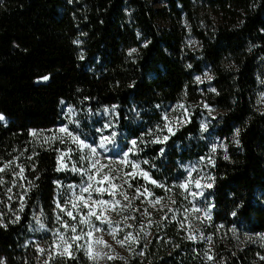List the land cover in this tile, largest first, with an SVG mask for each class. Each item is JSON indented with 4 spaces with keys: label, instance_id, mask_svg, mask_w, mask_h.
<instances>
[{
    "label": "trees",
    "instance_id": "16d2710c",
    "mask_svg": "<svg viewBox=\"0 0 264 264\" xmlns=\"http://www.w3.org/2000/svg\"><path fill=\"white\" fill-rule=\"evenodd\" d=\"M189 34L200 50L187 47ZM206 64L214 91L202 94L194 75ZM262 83L264 0H0V167L13 161L0 173V264H92L78 241L71 258L54 252L50 259L41 243L47 235L31 230L35 214L52 218L62 178L55 151L32 131L60 125L64 105L76 111L74 129L89 141L91 123L102 125L105 109L115 106L114 143L123 151L136 140L137 160L169 185L185 179L183 164L205 156L214 136L223 140L226 154L213 156L206 188L212 221L264 233V110L255 107ZM174 103L184 106L187 122L152 143ZM202 103L222 111L212 134L200 126ZM17 165L26 186L13 202L8 188ZM136 189L125 187L131 206L122 207L135 244L130 264H255L264 253L251 245L226 249L216 238L211 250L189 239L172 211L155 214ZM114 199L129 203L119 193ZM210 252L217 256L208 259Z\"/></svg>",
    "mask_w": 264,
    "mask_h": 264
},
{
    "label": "rangeland",
    "instance_id": "374dc122",
    "mask_svg": "<svg viewBox=\"0 0 264 264\" xmlns=\"http://www.w3.org/2000/svg\"><path fill=\"white\" fill-rule=\"evenodd\" d=\"M160 1V0H159ZM162 2L156 3V6H160ZM186 45L192 51L200 50L201 44L200 42L194 38L191 34H189L185 39ZM211 79H208V77ZM197 77H200V80H197ZM194 79L199 86V90L202 94H205L207 91H213V75L210 67L206 64L203 65L200 73H196L194 75ZM262 85H264L262 83ZM178 105L180 103H174L169 106L168 117L170 120H174L175 117H180L181 120H186L185 111L182 112L183 108H179ZM203 112H201L199 116L200 126L203 130H205L202 125H207L205 131L208 133H213L211 127L214 125V118H217L219 114H221V110L208 106L206 103H202ZM255 107L258 110H264V89L258 94L257 99L255 101ZM115 112L113 108H107L104 111V116L102 117V125H98L96 122L91 123L90 136L94 138L92 141L85 140L81 136V139L85 140L86 143L92 144L96 146L99 143V137L101 135H109L110 129H106L103 133L97 131V129L103 128L106 123L112 122L113 116ZM183 114V115H182ZM77 113L73 108L69 105L63 106L62 113V123L56 126L53 129L45 130V131H32L37 133V135L33 136L35 141L39 145L46 146L49 149H52L56 153L57 158V168L60 167L62 170V178L56 182L55 194L53 200V216L51 219L43 218L41 214H35V218L33 220V227L31 230H36L39 233L46 234V238L41 240L42 245L45 249L54 253L58 250H55L53 247V242L59 243L58 240V232L63 233L65 236H71L72 233L70 230L65 229L63 227V223L67 221L69 224L75 223L77 224V235L80 234L81 230L84 232L89 231V227L87 224H79L80 215L74 211V215L77 216V220L73 221L71 218L67 217L64 212H61L57 207V203L61 205L64 204L70 197H75L79 194L80 187L84 186V182L87 180V177L79 171H72V167L75 166L77 169L86 168L88 166V161H81V155H87V149L80 151L76 148V145L72 142V140L65 135L64 133H60L58 130L67 125L69 131L78 135L75 131V127L77 126ZM5 121V119L3 120ZM178 123L173 122L172 126L177 125ZM182 124V123H179ZM213 142H210L209 150L205 156L200 157L198 160H193L189 162H185L183 164V169L186 172V177L184 180L179 181L177 183H172L171 185L166 184L164 182H158L149 174L151 180H155L157 183L152 184L150 180L144 179L142 176H136L134 179L129 178V182L133 186V184H137L142 191L147 188L148 192L152 193L151 196L145 193L143 195V202L151 209L155 214H160L163 211L171 209L172 217L176 220V225L183 229L190 236H195L193 239L196 242L204 243L211 250H216V240L224 246L226 249L235 248V249H244L247 246H254V248L258 250H264V233L260 234H252L245 229H228L226 230L224 226L221 224H214L211 218V213L213 210L212 200L210 196L207 194L206 188L198 189L194 183H190L188 188H182L180 185L184 183L187 179H189V172H191V179L195 181L196 179H200V183L202 185H207L211 183V174H210V164L214 155H225L226 154V144L223 140L218 139L217 137H213ZM63 140V142H61ZM236 141V139H235ZM109 148L108 152H104L102 149L97 148V151L100 153L101 157H104L102 160L103 163L107 164L109 160L107 158H111L112 167L119 168L121 170V174L123 172H131L132 169L130 166H124L119 164V160L123 156V152L127 151L121 150L115 143L109 144L107 146ZM131 147V141H130ZM73 149L70 154V159L65 158L64 162L68 165L67 168H63L60 160L58 159L61 155V152H66L67 149ZM215 148V151H213ZM138 149V147H137ZM137 149L134 153L129 154V160L137 163L141 169L145 172L149 173L147 169L142 166V162L137 160ZM74 156H77L75 159ZM193 169H195L193 171ZM15 170V169H14ZM123 181L118 180L116 183H122ZM15 185V186H14ZM72 185L73 188H69L68 186ZM26 184L24 183V179L21 177H17L13 174V182H12V191L9 194L11 197V201L15 202L16 197L19 198V195L23 193L25 190ZM128 184H124L122 191L125 192V187ZM105 187H108L105 184ZM203 192V195H194V193ZM105 193L103 196H99L97 193H93V199H104L109 200L113 199L111 197L106 196ZM87 196V193H85ZM8 197V198H9ZM156 197H163L159 204L153 206L150 201L155 200ZM175 201V203H173ZM9 205L11 202H8ZM163 205V207L161 206ZM199 209V211H196ZM71 210V209H69ZM87 212V209L83 210ZM99 211V209H97ZM113 221L111 228L107 224H101L99 221L92 217V223L97 228H102L103 231L95 232V237H102L104 241L107 242L111 247H106L104 244H97L92 241V255L96 257V259H91L88 255V243L89 238L83 237L80 241H78L81 250L84 252L89 262L92 264H130V259L132 258L134 251V242L133 239H129L125 241L124 245L117 243L118 240H124L125 236L130 233L128 229V225H130L131 217L130 215L121 207V205H117V211L112 212L108 211L106 213ZM128 217L127 220L124 218ZM118 222V224H117ZM113 228H118L115 232V238L113 235L109 233ZM153 234V225L148 224L145 229V237L146 242L149 241L150 237ZM210 238V239H209ZM62 250V249H61ZM217 251V250H216ZM137 256L140 259L144 257L143 249H140L136 252ZM108 256H114L116 259L109 260ZM209 256H217V253H209ZM264 253H257L258 261H255V264H264ZM216 263V262H215Z\"/></svg>",
    "mask_w": 264,
    "mask_h": 264
},
{
    "label": "snow or ice",
    "instance_id": "6c2138e0",
    "mask_svg": "<svg viewBox=\"0 0 264 264\" xmlns=\"http://www.w3.org/2000/svg\"><path fill=\"white\" fill-rule=\"evenodd\" d=\"M132 52H135V49L131 50ZM41 79L48 80V76H44ZM208 79H211L209 76ZM197 80H200V77H197ZM214 91V89H213ZM179 108H183L184 106L178 105ZM115 109V106H113V111ZM5 117L3 114H0V121H3ZM162 119L164 120L163 127H160L157 129L158 134L155 135L154 139L151 141L152 143H164L169 139L168 135H163L161 138V134L165 131H167L169 134L174 135V131L172 128L173 122L175 123H186V120H181L180 117H175L174 120H170L168 115L165 114ZM114 125L109 122L106 123L103 128L97 129L98 132L103 133L106 129L113 128ZM202 127L206 130L207 125H202ZM60 133H64L67 135L72 142L76 145V148L80 151H83L84 149H87V155H81L80 159L81 161H88V166L86 168L82 167L77 169L75 166L72 167V171H79L82 174H84L87 177V180L84 182V186L80 187L79 194L76 195L74 198L70 197L67 201L64 202L63 205L60 203H57V207L60 209L61 212H64L67 217L71 218V220L76 221L77 216L74 215V211L80 215L79 224H87L89 227V231L84 232L81 230L80 234L77 233V224L72 223L69 224L67 221L63 223V227L65 229L70 230L72 233L71 236H65L63 233L58 232V240L59 243L53 242V247L56 251V254L59 256H65L67 255L69 258L72 257V248L73 244L76 241H80L83 237L89 238L88 243V255L91 259H96L95 256L92 255V241H94L97 244H104L106 247H111L107 244L106 241L103 240L102 237H95V232L103 231L102 228H97L92 223V217H95L97 221H99L101 224H107L111 228L113 221L110 219L106 213L108 211L115 212L117 211V205H121V201L114 199L119 193L120 196L123 197L125 201H128L129 203L126 205H122L121 207H130L131 206V200L126 192L122 191L124 184H128V187H131V183L129 182V178H135L136 176H142L144 179L150 180L152 184H156L157 182L155 180H151L149 173L145 172L143 169L140 168V166L135 163L134 161L129 160V154L134 153V151L138 147V142L136 140L131 141V147L127 149V151L123 152L122 158L119 160V164L124 166H130L132 171L131 172H123L121 174V170L119 168H113L111 161V158H107L109 162L107 164L103 163L102 160L104 157H101L100 153L97 151V148L102 149L105 153L109 151V148L107 147L109 144L114 143L115 138L117 136V133L115 131H112L109 135H101L99 137V143L96 146H93L92 144H88L85 142V140L81 139L79 135L74 134L73 132L69 131V128L67 125L61 127L58 130ZM151 134V133H149ZM238 134V130H237ZM33 136L37 135V133L33 132ZM63 142V140L61 141ZM141 142H143L141 140ZM73 151V149L69 148L66 152H61L60 157L58 158L61 162V165L63 168H67L68 165L64 162L65 158L70 159V154ZM163 149H161V153H163ZM213 151H215V148H213ZM227 158V157H225ZM16 159H19L17 157ZM29 159H32V157H29ZM13 163V161H9L6 164H4L3 167H0V173L5 172ZM144 163H147L145 161ZM19 168L18 172H15L14 175L21 177L24 173V167L21 165H17ZM62 170L60 167L57 168V171ZM195 169H193L194 171ZM121 180L122 183H116V181ZM5 183L4 179L0 177V185H3ZM190 183H194L195 186L198 189H202L204 187L211 188L212 184L202 185L200 183V179H196L193 181L191 179V172H189V179H187L184 183L180 185V187L187 189L188 185ZM105 184L108 185V187H105ZM15 186V185H14ZM69 188H73L72 185L68 186ZM12 188H8V192H11ZM136 192L140 195H144L147 193V195L151 196L152 193L148 192V189L145 188L144 192L141 193L140 189H136ZM85 193H87V196H85ZM93 193H97L99 196H103L105 193H107L110 197H113V199L104 200V199H93ZM194 195H203V192L194 193ZM138 198V197H136ZM11 199V197H9ZM163 197H156L155 200L150 201L153 206L156 204H159ZM175 203V201H173ZM163 207V205H161ZM23 208V205H21V209ZM71 209V210H69ZM87 209V212H84L83 210ZM99 209V211H97ZM171 211V209H169ZM196 211H199V209H196ZM233 216L236 215L235 212L232 213ZM125 220L128 219V217L124 218ZM118 224V222H117ZM6 226V225H4ZM131 227V225H128ZM118 230V228H113L112 231L109 233L110 235H113V238H115V232ZM195 236H189V239H195ZM133 239L132 234L128 233L125 236L124 240H118L117 243L124 245L125 241ZM210 239V238H209ZM77 248L83 247L82 245H76ZM62 249V250H61ZM41 253H43L45 250L40 248L38 249ZM49 258H54L52 254H49ZM109 260L116 259L114 256H108ZM208 259H212L211 256L208 257ZM261 259H264V257H261ZM44 264H48V261L46 260Z\"/></svg>",
    "mask_w": 264,
    "mask_h": 264
}]
</instances>
